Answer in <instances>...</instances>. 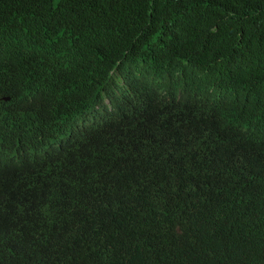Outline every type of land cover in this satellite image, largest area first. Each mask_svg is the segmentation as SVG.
I'll list each match as a JSON object with an SVG mask.
<instances>
[{"label": "trees", "instance_id": "trees-1", "mask_svg": "<svg viewBox=\"0 0 264 264\" xmlns=\"http://www.w3.org/2000/svg\"><path fill=\"white\" fill-rule=\"evenodd\" d=\"M177 66L264 130V0H0V264H264V138L102 103L111 69Z\"/></svg>", "mask_w": 264, "mask_h": 264}, {"label": "clouds", "instance_id": "clouds-1", "mask_svg": "<svg viewBox=\"0 0 264 264\" xmlns=\"http://www.w3.org/2000/svg\"><path fill=\"white\" fill-rule=\"evenodd\" d=\"M110 73H114V79L107 81L102 90V103L108 109L113 105L121 107L124 103L126 106L131 100L133 90L137 89L145 94L148 101L157 100L180 130L189 129L193 117L205 115L206 128L212 125H218L220 128L218 133L213 135V142L223 146L240 145L248 148L253 145L258 149L261 147L264 130L251 118L254 109L249 100L231 101L221 88L217 89L209 80L203 81L193 90H188L178 84L181 78L180 66L175 67L173 82L168 75L159 79L148 78L139 67L111 69ZM167 84L173 86V91L163 90ZM219 97L227 103L223 110L217 109L215 105ZM7 99L9 96H0V100ZM22 99L23 97L19 98L14 108L21 104ZM7 151L0 142V153Z\"/></svg>", "mask_w": 264, "mask_h": 264}]
</instances>
